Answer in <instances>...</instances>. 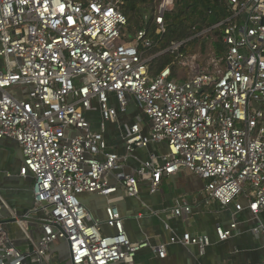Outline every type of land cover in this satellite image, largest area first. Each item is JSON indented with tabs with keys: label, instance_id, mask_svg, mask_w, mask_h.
Returning <instances> with one entry per match:
<instances>
[{
	"label": "built area",
	"instance_id": "obj_1",
	"mask_svg": "<svg viewBox=\"0 0 264 264\" xmlns=\"http://www.w3.org/2000/svg\"><path fill=\"white\" fill-rule=\"evenodd\" d=\"M225 1L230 16L213 27L226 46L222 55L212 46L207 58L189 54L175 42L147 58L157 43L147 30L129 40L123 0H0V146L9 139L22 151L17 175L6 176L31 184L27 220L33 214L40 221L30 253L36 264L132 263L149 243L130 240L115 205L106 208L104 222L114 232L105 234L81 197H111L121 189L138 197L142 183L155 194L165 176L182 170L205 180L209 203L254 217L264 211V0ZM174 7L175 0H160L158 35ZM164 53L188 76L172 67L152 75L150 61ZM132 102L140 113L124 125L123 155L109 149L106 128ZM161 144L167 153L150 151L134 174L125 173L138 149ZM6 206L0 196V213ZM191 211L184 205L173 214ZM236 229L237 223L219 226L217 235L226 241ZM59 241L62 255L54 249ZM170 242L204 253L210 239L185 233ZM157 251L166 257V245ZM27 257L0 223V264H25Z\"/></svg>",
	"mask_w": 264,
	"mask_h": 264
},
{
	"label": "crops",
	"instance_id": "obj_2",
	"mask_svg": "<svg viewBox=\"0 0 264 264\" xmlns=\"http://www.w3.org/2000/svg\"><path fill=\"white\" fill-rule=\"evenodd\" d=\"M140 113L137 105L132 102L126 115H122L118 123H109L105 134L109 149L125 155L123 129ZM95 119L96 129L100 128L99 113ZM16 148L12 155L8 149ZM150 151L167 153L166 144L153 145L148 149H138L124 164L126 174L132 175L146 160ZM23 155L20 146L15 141L5 139L0 146V196L7 206L0 215L4 222L3 228L8 233L16 248L28 255L25 264H36L30 255L34 249L40 231L39 216L33 215L27 220V225L21 222H8L13 217H27L33 208L31 184L17 176L7 177L6 172L17 175L22 164ZM15 167L14 171L11 167ZM20 184L21 194L14 185ZM206 182L196 174L182 170L171 177H164L160 191L151 194L147 183L141 184L138 197H129L123 189L111 197L99 194H85L81 197L87 209L103 223L106 220V208L117 206L124 218L125 229L133 243L147 242L149 246L139 251L132 263L124 264H264V233L255 234L258 226L264 227V211L254 217L248 210L236 212L234 207L223 208L218 202H208L204 189ZM246 205V201L242 200ZM188 205L192 211L189 215L175 216L173 210L178 206ZM237 223V229L232 237L221 241L217 228H230ZM28 228L30 238L27 235ZM103 232L112 234L114 231L103 224ZM185 233L193 237L207 236L209 246L204 253L198 246H185L182 243H171L172 237L181 238ZM166 245V257L160 258L157 248ZM64 242L55 244L56 252L64 250ZM60 253V252H59ZM61 255L63 252L60 253Z\"/></svg>",
	"mask_w": 264,
	"mask_h": 264
},
{
	"label": "trees",
	"instance_id": "obj_3",
	"mask_svg": "<svg viewBox=\"0 0 264 264\" xmlns=\"http://www.w3.org/2000/svg\"><path fill=\"white\" fill-rule=\"evenodd\" d=\"M122 11L128 18L127 31L129 40L137 32L147 30L149 38L156 41L157 46L149 52L153 57L166 51L175 42H184L182 51L196 54L197 46L206 36L205 45L212 39V47L217 56L226 51L221 31L213 27L230 16L229 5L225 0H175L173 11L165 15V31L157 34L154 21V0H123ZM167 67L174 71L178 65L169 53L153 58L149 63V71L156 75Z\"/></svg>",
	"mask_w": 264,
	"mask_h": 264
},
{
	"label": "rangeland",
	"instance_id": "obj_4",
	"mask_svg": "<svg viewBox=\"0 0 264 264\" xmlns=\"http://www.w3.org/2000/svg\"><path fill=\"white\" fill-rule=\"evenodd\" d=\"M159 2H160V0H154V17H155V15H156V12H157V7H158V5H159ZM205 38H206V36L204 37H202V40L200 41V43L198 44V46H197V51H201V53H202V55L205 57V58H207L210 54H211V50H212V39H210L209 40V42L208 43H206V45H205V51L203 52V49H204V41H205ZM149 56L147 55V58H148ZM176 73H177V76H179V77H184L185 75L186 76H188V73H186V72H183V71H179L178 69H176V71H175ZM8 151H9V153L10 154H12V155H15L16 154V151H17V149L16 148H10V149H8ZM11 169L14 171V169H15V167H11ZM13 188H15V189H18V191L17 192H19V193H21V194H24V190L23 189H20V184L19 185H14L13 186ZM57 255H59V253L57 252Z\"/></svg>",
	"mask_w": 264,
	"mask_h": 264
},
{
	"label": "water",
	"instance_id": "obj_5",
	"mask_svg": "<svg viewBox=\"0 0 264 264\" xmlns=\"http://www.w3.org/2000/svg\"><path fill=\"white\" fill-rule=\"evenodd\" d=\"M2 62H3V60H2V58H0V64H2ZM18 220H20V221L27 220V217H20L19 219H11L8 222L13 223V222H17ZM0 223L4 224V222H2V221Z\"/></svg>",
	"mask_w": 264,
	"mask_h": 264
}]
</instances>
